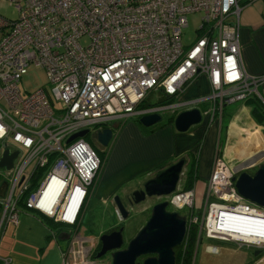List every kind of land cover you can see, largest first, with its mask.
I'll return each instance as SVG.
<instances>
[{"label": "built area", "instance_id": "1", "mask_svg": "<svg viewBox=\"0 0 264 264\" xmlns=\"http://www.w3.org/2000/svg\"><path fill=\"white\" fill-rule=\"evenodd\" d=\"M253 1L8 0L17 16L0 13V150L17 154L9 170L0 169L6 183L0 231L16 224L23 201L25 208L67 226L61 264H93L85 243L89 236L78 228L102 159L86 133L91 129L96 136L116 118L160 109L172 114L200 101L209 103V121H219L224 104L261 98L264 75L245 71L237 37L239 11ZM193 11H201L197 34L183 43L181 29ZM29 63L44 69L58 106L50 105L41 86L21 92L19 81ZM200 75L208 92L181 99ZM152 93L173 100L153 104L147 101ZM84 128L83 135L67 140ZM231 176L229 165L215 156L200 227L208 236L258 249L254 264L262 263L264 204L245 199ZM168 199L177 208L196 204L192 190L173 192ZM188 213L194 223L198 215ZM9 261L0 255L1 264Z\"/></svg>", "mask_w": 264, "mask_h": 264}, {"label": "crops", "instance_id": "2", "mask_svg": "<svg viewBox=\"0 0 264 264\" xmlns=\"http://www.w3.org/2000/svg\"><path fill=\"white\" fill-rule=\"evenodd\" d=\"M254 3L244 5L239 11V52L248 74L264 75V2ZM208 90L206 77L200 75L185 87L180 98L193 99L204 95ZM258 91L261 97L259 100L264 105V79L259 83ZM251 98L224 104L219 121L215 118L209 121L205 113L209 106L207 101L186 104L184 109L199 108L201 119L183 131L174 128L168 118L170 114L162 121L159 119L147 127L141 124L134 114L122 117L125 119L121 118L123 122L120 128L119 125H111L113 128L117 126L115 133H112V140L117 139L113 157H110L109 164L100 177L96 178V189L93 187L97 172L95 173L91 191L95 189L94 195L99 194L101 200H106L114 189L105 188L104 185L116 172H122L127 166L125 164L133 168L132 173L125 176L127 179L135 173L145 171H149L152 177L159 169L178 158L187 159L190 154L196 153L198 157L197 164H194L195 175L192 183L196 186L199 196L206 187L216 152L237 166L244 165L243 161L246 159L257 161L263 156L264 121L253 113ZM200 105H204V108H200ZM192 125L194 127H191ZM261 151L262 154L259 153ZM104 162L101 163L103 167L106 164ZM32 212L33 215L22 217L20 221L17 219L16 224L7 223L12 224L17 231L11 232V244L1 255L10 257V261L4 264H61L63 236L58 229L49 228L43 223L46 217L42 218L43 216L40 217L35 211ZM221 252L225 255L227 250ZM256 258L254 256L252 262H255Z\"/></svg>", "mask_w": 264, "mask_h": 264}, {"label": "rangeland", "instance_id": "3", "mask_svg": "<svg viewBox=\"0 0 264 264\" xmlns=\"http://www.w3.org/2000/svg\"><path fill=\"white\" fill-rule=\"evenodd\" d=\"M257 1L258 2L253 1L251 3L255 2L254 4H260L259 1L261 0H257ZM0 13L10 18H15L17 16L16 7L13 4H10L8 0H0ZM200 16H201V11H193L186 14L187 24L181 29V40L183 43L190 42L196 36L197 27L200 23ZM39 86L43 87L44 91L46 92L50 105L58 106V103L53 100L50 94L49 90L51 85L47 82L44 69L41 66H37L34 65L33 63H29L19 81L20 90L24 94V92L31 91ZM157 97H158L157 93H152L148 96L147 101L153 103L155 102V100H157ZM200 108H204V105H200ZM180 110H182V107H178L176 111L172 113L173 117L175 113H177ZM157 112L160 114V121L166 118L170 113L168 109H160ZM258 116L261 117L260 119L262 121H264V118L262 117V114H260V111H258ZM134 117H136L139 121V116L137 114ZM122 119L116 118L115 120H112L113 122L110 121V123H108V126L114 124V125H119L120 128L123 122ZM144 126L147 127L148 125H144ZM191 127L194 126L192 125ZM115 130L116 129L113 128V132ZM113 136L114 135H112L111 140L107 144H102L98 141L94 132L91 129H89V131L85 135V138L88 140L90 145L93 147L96 153L101 157L102 161L103 162L105 161L104 163H106L103 167L102 166L103 162H102V164L97 170L95 179L100 177L101 173H103L104 169H106L107 165L109 164L110 157H113V148L115 147L117 141V139L112 140ZM9 146L11 148H14L13 144H9ZM259 153L262 154L263 151ZM190 157L192 158V162L194 163L196 162L197 164L198 155H196V153H192L190 154ZM202 157H203V152H202ZM261 159H264V156H262ZM247 161H248L247 159L243 161V163L245 162L244 165L247 163ZM228 163L231 164L230 162ZM125 165L127 166H125L122 172H116L111 177L110 181L104 185L105 188L114 189L111 192V194L107 196L106 200H101L99 198V194L96 196L94 195L95 189L97 188V184H96L97 179L93 185V187L95 188L93 192L91 191V189L93 190V187H91L92 184L89 186V194H88L89 197L87 196V203L82 213V218L80 220L78 231L81 234H85V235L89 234L88 237L89 239H86L85 243L88 245L90 244L88 257L89 259L93 260V264H110L111 257L109 256L108 252L98 257L95 256L93 257V254H95L94 247L96 246L97 240H99L98 236L102 231H106L118 225H123L124 226L122 232L123 238L126 239L132 236L136 232V230L140 227V225L144 223L145 219L148 217L150 205L155 200L162 198V196L145 197L143 200L137 203L133 202L129 206L126 201V196L129 193H131L133 189L139 188L140 185L146 179H148V177L150 178L151 173H148L149 171H145L143 173H135L130 177V179H127L125 176L132 173L133 168L128 166V164ZM101 167H103L102 170ZM109 168L110 167H108V169ZM249 170L251 172L253 168H250ZM181 180H179V182L177 183L178 188H183V185L185 184ZM113 195H118L125 209L128 210L126 217L124 218L120 217V214L118 213V210L112 199ZM167 198L168 197H166V199ZM167 208H171L179 215L184 214L186 210V207L175 208L172 205L170 206L168 205ZM202 208L195 211L197 212L200 211L201 213ZM18 210H19L18 221H20L22 217L34 214L31 209L25 208L22 204L18 205ZM43 223H45L47 227L49 226V228L52 229L60 230V229H65L67 227L66 225H63L61 223L52 222L50 221V219L47 218ZM13 227L14 226L12 224H7L5 230H2L3 232L0 231V255L4 254L3 253L4 249H6L7 246H9V244H11L10 234L12 231H17L14 230ZM64 244L65 241H63L62 246H64ZM206 244H213L215 245L216 248L214 250L208 251L205 248ZM251 249L252 248L250 246L244 244L238 245L237 243H234L232 241H227V240L222 241V240L207 238L201 233L199 241L194 250V254L192 256V264H250L255 256L252 254ZM222 250H227L225 255L224 252H221ZM259 264H264V262Z\"/></svg>", "mask_w": 264, "mask_h": 264}, {"label": "water", "instance_id": "4", "mask_svg": "<svg viewBox=\"0 0 264 264\" xmlns=\"http://www.w3.org/2000/svg\"><path fill=\"white\" fill-rule=\"evenodd\" d=\"M160 119L158 112H151L139 116V121L143 125H150ZM201 119V112L197 107L185 108L178 111L172 123L176 130H186L191 124L197 123ZM86 128L73 133L67 140L77 135H83ZM112 136L110 127H103L96 132V138L102 144H107ZM17 150H10L4 147L0 150V169L9 170L12 167L13 157ZM183 163V158H179L166 167L158 171L154 176L146 179L142 189L133 190L132 201L137 203L145 196L149 195H169L176 188L179 172ZM233 175L234 185L237 191L248 200L259 205L264 204V163H261L253 173L242 169H236ZM6 183L0 182V197L3 195ZM114 204L121 218L126 217L127 210L118 195H113ZM166 201L154 203L151 213L144 224L131 237L125 248H119L122 243L121 227L102 232L98 238L100 247L94 256L98 257L107 250L113 249L110 264H174L172 247L179 244L185 234L186 222L175 211L167 210ZM155 252L153 257H145L141 262H135V257L139 254ZM256 255L258 249H253Z\"/></svg>", "mask_w": 264, "mask_h": 264}, {"label": "flooded vegetation", "instance_id": "5", "mask_svg": "<svg viewBox=\"0 0 264 264\" xmlns=\"http://www.w3.org/2000/svg\"><path fill=\"white\" fill-rule=\"evenodd\" d=\"M160 115V114H159ZM117 127V126H116ZM116 127H114V128H116ZM110 128H111V130H112V133H113V127L112 126H110ZM111 139V138H110ZM110 141V140H109ZM263 151H264V148H263ZM264 154V153H263ZM215 156H219V157H221L224 161H225V163H227L228 165H229V167L231 168V171H232V176H231V178L233 177V175H236L237 174V172H234L236 169H238L239 171L240 170H242V169H244V170H246V171H248L249 173H253L254 171H255V169L261 164V163H264V159H260V160H257V161H253L252 159H250V160H248V162L245 164V165H242V166H237L236 165V163H234V164H229L221 155H219L217 152L215 153V155H214V157ZM264 156V155H263ZM214 157H213V160H214ZM180 158H183V157H180ZM179 159V158H178ZM213 160H212V163H213ZM241 160H243V159H241ZM171 164V163H170ZM194 164H196V162L194 163V162H192V158L190 157V156H188L187 157V159H184L183 158V163H182V166H181V169H180V172H179V176H178V180H177V182H176V188H175V190L173 191V192H176V191H184V190H192L193 191V193H194V199H195V205H193V207L192 208H186V210H185V212H184V214H178L180 217H182L184 220H185V222H186V230H185V234H184V237H183V239H182V241L179 243V244H177V245H175V246H173L172 247V254H173V258H174V264H181V260H180V258L177 256L178 254H184V252H186L185 251V246H186V243H187V241H186V235H187V231H188V229L191 227V226H194V229H195V231H196V233H195V237H194V242H193V248H192V255H191V260H190V264H192V256H193V254H194V250H195V248H196V245H197V243H198V241H199V238H200V234L202 233L205 237H207V238H211V239H217V240H222L223 241V239H220V238H216V237H211V236H208V235H206V233L204 232V230H203V228L202 227H200V216H201V213H200V211L199 212H197V211H195V210H199V209H201L202 207H203V203H204V192H205V188L201 191V193H200V195L199 196H197V193H196V186L192 183V181H193V179H194ZM169 165V164H168ZM211 166H212V164H211ZM164 168V167H163ZM250 168H253V170L250 172ZM162 169V168H161ZM161 169H159L158 171H160ZM157 171V172H158ZM156 172V173H157ZM155 173V174H156ZM189 174H191V176H192V178H191V185L190 186H186V184H187V181H188V175ZM183 178V179H182ZM209 178V177H208ZM182 179V180H181ZM179 180H181V181H183V183H185L184 185H183V188H178L177 187V183L179 182ZM208 180V179H207ZM233 180V184H234V179H232ZM143 184V183H142ZM142 184L140 185V187L139 188H136V189H142L143 188V186H142ZM207 184V183H206ZM195 186V187H194ZM235 186V185H234ZM236 188V187H235ZM136 189H133V190H136ZM132 190V191H133ZM237 190V189H236ZM132 191H131V193H132ZM172 192V193H173ZM131 193H129L127 196H126V201H127V203H128V205L130 206V204L131 203H133V201H132V195H131ZM171 194V193H170ZM169 194V195H170ZM169 195H162V198H160V199H157V200H155L151 205H150V210H149V215H150V213H151V208H152V205L154 204V203H157V202H159V201H163V200H165L166 201V205H165V207H166V209L167 210H172L171 208H167V206L169 205H171V203L169 202ZM151 196H158L159 197V195H149V196H145V197H151ZM144 197V198H145ZM166 197H168L167 199H166ZM143 198V199H144ZM245 198V197H244ZM112 199H113V197H112ZM142 199V200H143ZM245 199H247V198H245ZM248 200V199H247ZM251 201V200H250ZM183 207H185V206H183ZM85 208V207H84ZM175 208H177V207H175ZM203 209V208H202ZM127 210V209H126ZM174 211V210H173ZM191 212V214H197L198 216V218H197V220L193 223V222H191V223H189L188 222V215L190 214V213H188V212ZM127 212H128V210H127ZM149 215H148V217H149ZM147 217V218H148ZM146 218V219H147ZM146 219H145V221H146ZM144 221V222H145ZM144 224V223H143ZM142 224V225H143ZM142 225H140V227L142 226ZM119 227H121V234H122V243H121V245H120V247L119 248H125L126 247V245H127V243H128V241H129V239L131 238V237H133L134 235H135V233L137 232V230L140 228H138L137 230H136V232L132 235V236H130V237H128V238H126V239H124L123 238V225H118V226H115V227H112V228H110V229H108V230H106V231H102V232H108V231H110V230H112V229H118ZM67 228V227H66ZM66 228L65 229H60V230H58L60 233H61V235L63 236L62 238H63V240L65 241V244H66V242H67V239H68V237H67V234L65 233V230H66ZM101 232V233H102ZM228 241V240H227ZM233 242V241H232ZM64 244V245H65ZM181 245V246H180ZM245 245V244H244ZM248 246V245H247ZM99 247H100V241L99 240H97V243H96V246L94 247V253L99 249ZM205 248H207V250L208 251H210V250H214L216 247H215V245H213V244H206L205 245ZM253 251V248L251 249V252ZM109 253V256L111 257V253L113 252V249H110V250H107L105 253ZM104 253V254H105ZM252 254H253V252H252ZM156 255V253L155 252H148V253H143V254H139L138 256H136L135 257V262H141V261H143V259L145 258V257H153V256H155ZM254 255V254H253ZM177 256V257H176ZM255 256H257V255H255ZM110 261H111V259H110ZM250 264H254V262H252V263H250Z\"/></svg>", "mask_w": 264, "mask_h": 264}, {"label": "trees", "instance_id": "6", "mask_svg": "<svg viewBox=\"0 0 264 264\" xmlns=\"http://www.w3.org/2000/svg\"><path fill=\"white\" fill-rule=\"evenodd\" d=\"M172 100H173V96L161 95V96L157 97V100H155V102H153V104H163V103L171 102ZM251 101H252V104H253L251 106V109H252L253 113L258 115V111H260V114H262V117L264 118V107H263V103L257 97H255V96H253L251 98ZM147 103L150 104L149 102H147ZM140 104L141 105H145L146 102L143 101ZM168 118H169L170 121H172L173 115L172 114L169 115ZM192 176H191V174L188 175L189 178H188V181H187L186 186H190L191 185V178H192ZM1 181H3V179L0 177V182ZM28 194H29V191H27L26 193H24L22 195V197H26ZM20 204L23 205V201H20ZM0 208H1V198H0ZM40 217H42V216L40 215ZM42 218H44V217H42ZM44 219L46 220V218H44ZM47 219H50V218H47ZM50 221H52V219H50ZM52 222H54V221H52ZM195 233H196V231L194 229V226H191L188 229V231H187V235H186V241H187V243H186V246L184 247L186 252H184V254H181V255L178 254L177 255L179 258L181 257L180 258L181 264H190ZM93 257H94V254H93Z\"/></svg>", "mask_w": 264, "mask_h": 264}]
</instances>
